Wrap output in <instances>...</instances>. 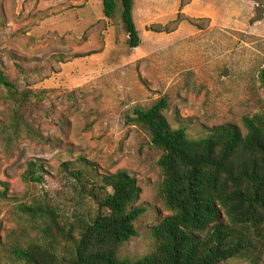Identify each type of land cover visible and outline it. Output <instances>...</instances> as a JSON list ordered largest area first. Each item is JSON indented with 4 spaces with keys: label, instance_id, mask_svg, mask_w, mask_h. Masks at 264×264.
<instances>
[{
    "label": "rangeland",
    "instance_id": "1",
    "mask_svg": "<svg viewBox=\"0 0 264 264\" xmlns=\"http://www.w3.org/2000/svg\"><path fill=\"white\" fill-rule=\"evenodd\" d=\"M132 1L136 49L127 44L119 3L105 19L101 0H0V72L28 93L25 127L13 137L7 126L14 106L0 86V264H13L7 249L8 236L21 228L16 203L46 195L67 204L65 162L93 179L117 171L135 178L136 205L146 210L120 256L138 260L151 252L150 228L169 212L157 197L160 152L126 122L133 108L165 97L168 123L191 138L225 123L243 129V116L264 109L257 83L264 0ZM29 161L43 167L39 185L21 180Z\"/></svg>",
    "mask_w": 264,
    "mask_h": 264
},
{
    "label": "trees",
    "instance_id": "2",
    "mask_svg": "<svg viewBox=\"0 0 264 264\" xmlns=\"http://www.w3.org/2000/svg\"><path fill=\"white\" fill-rule=\"evenodd\" d=\"M117 3L127 44L136 49L140 37L133 1L101 0L102 15L113 18ZM257 83L264 99V67ZM0 86L14 106L7 128L15 137L25 127L21 109L28 93L19 92L1 72ZM168 106L162 97L126 116L127 124L143 129L160 152L157 197L169 214L150 228L154 247L148 255L120 256L146 210L136 205L135 178L117 171L93 179L86 168L65 162L60 168L69 184V205L46 195L16 203L21 228L19 235L8 236L7 259L13 264H224L245 258L264 264V109L243 116V129L225 123L191 138L183 126H170L164 116ZM42 170L38 161L27 162L22 182L41 184Z\"/></svg>",
    "mask_w": 264,
    "mask_h": 264
}]
</instances>
